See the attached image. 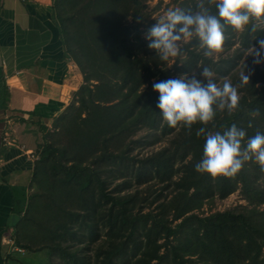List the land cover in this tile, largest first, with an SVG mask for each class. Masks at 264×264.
Wrapping results in <instances>:
<instances>
[{"label": "trees", "instance_id": "1", "mask_svg": "<svg viewBox=\"0 0 264 264\" xmlns=\"http://www.w3.org/2000/svg\"><path fill=\"white\" fill-rule=\"evenodd\" d=\"M182 3L196 10L197 0ZM204 4L215 12L214 4ZM53 7L84 83L38 147L34 190L16 225V244L56 255L63 264H264V171L246 162L234 178L196 172L205 142L196 131L205 126L197 122L191 132L182 124L169 127L152 87L195 70L199 60V74L207 65L221 85L227 79L238 86L245 70L250 80L238 89L239 110H217L206 130L222 132L235 123L249 137L264 132V63L253 64L247 55L264 38V25L253 21L255 32L252 24L244 32L226 25L218 58H206L193 37L174 71L142 35V25L156 22L145 0H54ZM256 109L260 115L253 118ZM143 129L170 134L169 142L133 154ZM150 177L162 186L154 197ZM145 183L147 194L132 191ZM237 189L248 204L201 212L208 201Z\"/></svg>", "mask_w": 264, "mask_h": 264}, {"label": "crops", "instance_id": "2", "mask_svg": "<svg viewBox=\"0 0 264 264\" xmlns=\"http://www.w3.org/2000/svg\"><path fill=\"white\" fill-rule=\"evenodd\" d=\"M53 4L0 0V264H41L40 252L16 244V225L34 190L38 147L84 83Z\"/></svg>", "mask_w": 264, "mask_h": 264}, {"label": "clouds", "instance_id": "3", "mask_svg": "<svg viewBox=\"0 0 264 264\" xmlns=\"http://www.w3.org/2000/svg\"><path fill=\"white\" fill-rule=\"evenodd\" d=\"M215 5V12L206 7L204 0H197L196 10L180 7L168 8L155 24L148 28L145 39L149 49L156 50L161 61L171 63L181 54L179 42L196 37L200 41L203 55L211 58L214 53L223 51L225 26L236 32H244L250 24L251 31L257 30L253 21H264V0H208ZM247 55L252 56L253 64L264 63V38L257 40ZM200 76L170 78L154 82L152 87L159 92L156 107L169 127L183 125L189 132L197 122L205 127L196 131V136L205 137L203 157L195 164V171L210 174L212 177L234 178L246 162H255L264 171V132L256 131L247 136L244 128L233 123L221 131H207L206 126L214 120L219 111L229 115L240 108L239 88L249 84L250 74L245 70L239 75L240 84L231 80L218 84L213 70L205 65ZM260 115L259 109L251 116ZM252 127L251 121L248 125Z\"/></svg>", "mask_w": 264, "mask_h": 264}, {"label": "rangeland", "instance_id": "4", "mask_svg": "<svg viewBox=\"0 0 264 264\" xmlns=\"http://www.w3.org/2000/svg\"><path fill=\"white\" fill-rule=\"evenodd\" d=\"M184 0H145V4H146V10L149 12L150 17L149 19H155L156 22L157 20L166 12V10L168 8H175V7H180L182 8L183 2ZM155 22V23H156ZM258 22V21H256ZM259 23H261V25H264V21H259ZM142 29V35L145 37L148 28L146 27V25H142L141 26ZM188 41H181L179 42L180 47H185L184 45L187 43ZM150 43V41L148 40V44ZM184 51V52H182ZM186 50L182 49L181 50V54L179 57H184L186 55ZM215 57H219V53H214ZM178 58H176L173 62L168 63L169 66L171 67L172 70L175 71V67L174 64L176 63ZM179 65L181 64V61H179ZM198 64L196 65L195 70H191L189 71H184L180 76H186L187 78H191L192 76H195L197 79H199L200 74V67L201 62L200 60L197 62ZM202 70V69H201ZM52 131L54 130V127H52L51 129ZM50 130V131H51ZM161 131H153L152 129L147 130V129H143L142 131H140L136 136L137 138V142L135 143V147L133 150V154H138L139 156L142 155H147L152 153L153 151H156L158 149H160L162 146L166 145L167 142H169V135H165V134H161ZM120 180V179H119ZM148 184L152 185L153 189H156L158 192H155L152 197L159 195V190L160 188H162L161 184L157 182V179L155 177H150L149 178V182ZM148 184H142V185H136L132 191H136V190H141L143 192H145L146 194L148 193V191H146L145 189L148 187ZM138 188V189H137ZM238 204H248L247 200L244 198L243 193L241 192L240 189L235 190L233 193L229 194L227 197L225 198H218L216 197L215 199H212L210 201H208L205 205L204 208L201 212L204 213H210V212H214V211H218V210H225L227 208L230 207H234ZM155 206V205H154ZM153 206V207H154ZM151 207H146L143 209V211H148L149 209L153 208ZM85 243H78L79 246H83ZM43 252V253H41ZM31 254V253H30ZM48 253L46 251H40V262L41 264H63V260L59 257H57L56 255L52 257L47 255ZM23 264V263H21ZM192 264V263H189ZM198 264V263H196Z\"/></svg>", "mask_w": 264, "mask_h": 264}, {"label": "built area", "instance_id": "5", "mask_svg": "<svg viewBox=\"0 0 264 264\" xmlns=\"http://www.w3.org/2000/svg\"><path fill=\"white\" fill-rule=\"evenodd\" d=\"M23 249L19 248V251H22Z\"/></svg>", "mask_w": 264, "mask_h": 264}]
</instances>
